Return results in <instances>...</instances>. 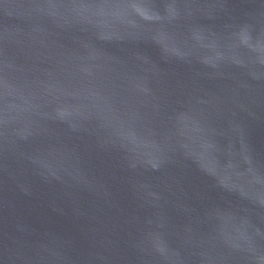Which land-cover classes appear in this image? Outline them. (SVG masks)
Here are the masks:
<instances>
[{
	"label": "water",
	"instance_id": "95a60500",
	"mask_svg": "<svg viewBox=\"0 0 264 264\" xmlns=\"http://www.w3.org/2000/svg\"><path fill=\"white\" fill-rule=\"evenodd\" d=\"M0 264H264V0H0Z\"/></svg>",
	"mask_w": 264,
	"mask_h": 264
}]
</instances>
